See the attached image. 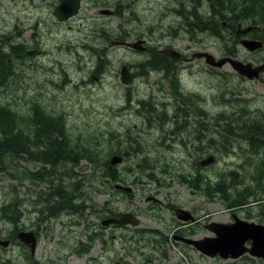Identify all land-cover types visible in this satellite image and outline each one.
<instances>
[{"label": "rangeland", "instance_id": "374dc122", "mask_svg": "<svg viewBox=\"0 0 264 264\" xmlns=\"http://www.w3.org/2000/svg\"><path fill=\"white\" fill-rule=\"evenodd\" d=\"M117 1L120 4H117ZM175 1L177 0H82L77 15L66 21H59L53 14L58 0H0V51L5 53L13 46L23 49V54L16 60L18 75L7 82V87L0 88V102L9 103L22 112L36 101L51 113L63 114L69 139L72 141L73 137H80L87 147L97 148L102 163L108 167L109 172L115 174L106 178L103 189H110L114 193V184H123L127 187L135 184L134 191L140 195L136 197L133 209L141 208L142 211L148 212L146 216L140 215L142 220L139 227L154 230L143 238L149 241L145 240L148 247L142 246V241L138 245L133 244L131 241L133 238L128 235L131 232L126 230L121 240L119 231L114 232L118 237L112 236L111 233L105 235L108 248L102 250L100 241L96 240L90 245L87 253L81 254L77 247L88 238L84 232L85 221L81 217L65 214L53 221V225L49 223L43 225L49 237L41 236V242L34 255L43 264H264L263 259L249 255L239 259H223L219 255L207 256L193 245L175 238L176 235L198 239L214 236L206 224L212 221L232 222L234 213L247 221L264 223L257 217L248 216V205L239 208L229 207L226 201L223 202L217 197L211 198L195 186L197 183L203 185L201 175L215 182L223 172L230 170L242 173V175L231 173L234 180L239 181L243 177L249 180L250 172L257 168L254 166L264 162V147L261 144L250 147L240 139H235V142L229 144L231 137L222 132V127L231 120H247L251 124L253 119H264V74L262 79L241 78L228 65L219 70L222 74L219 73L216 77L219 71L213 68V71H210L209 65L201 59H197L195 67L192 68L183 69L172 63L167 72L170 80H177L179 83L180 88L175 89L168 79L160 80L163 72H153L146 77L148 75L146 71L151 67V58H147L149 54L146 51L114 45L116 41L121 40L119 36L124 35L129 36V40L132 41L145 39L150 47L159 52L158 54L161 49L170 48L185 54L209 51L220 56L222 53L226 54L224 48H232L225 47L224 43L228 44L231 36L228 30L225 32L210 28L202 30L198 26L200 31L197 28L195 35L189 38L188 30L177 27L180 19L171 14V9L177 6ZM197 5L200 8V16L204 18L209 16L206 19L211 20L213 26L219 17L213 16L214 10L224 15L223 18L230 17L226 5L215 6L207 0H197ZM179 7L186 8L184 5ZM209 7H212V10ZM105 10L113 13L103 12ZM187 16L195 18L192 16V9H189ZM222 24L226 26L229 23L223 20ZM171 27L177 29L174 35L170 32ZM85 46L95 48L104 46V50L97 49L100 55L109 56L111 62L103 76L98 77L95 75L96 72H92L97 56H93ZM239 48L240 58H247L246 50ZM31 49L42 50V53L35 57L24 56V52ZM255 57L261 58L262 53L257 51ZM125 63L129 65L130 72H142L138 77L137 74H133L136 79L130 85H124L121 81L120 68ZM154 68L159 67L157 65ZM103 73L100 71L99 74ZM223 75L226 77L219 78ZM159 81L165 86V90L159 89ZM227 90L232 94L227 93ZM190 93L200 95L202 107L210 115L217 116L223 113L222 121L217 128L212 126L213 130L207 136H214L217 143L207 145L202 152L193 142L184 145L181 142L167 140L173 136H167L164 142L162 137V127L165 131H170L187 121L186 116L180 114V111L183 109L182 104L186 107L185 98ZM174 95L181 97L182 101L176 102ZM143 97L152 101L149 106L138 104L139 99ZM196 102L197 98L194 97L195 107L191 110L188 107L186 109L199 117L200 111L196 108L198 103ZM174 104L179 111L177 114L173 108ZM239 108L241 109L235 112ZM232 113L234 114L230 116ZM175 115L178 118L176 123L173 122ZM214 117H210L211 123H214ZM169 119L171 121L168 123ZM154 120L159 121L162 127L159 124L153 125ZM115 131L139 135L144 149L151 150L153 168L141 170L144 163L140 162L138 165V156L131 151V159L117 167L123 171L125 165L129 164L135 167L134 171L137 174L120 172L123 180L127 181L120 182L117 171L109 164L112 147L119 148L114 141L116 136L112 134ZM179 136L186 139V134ZM221 142L229 145L224 146ZM126 144L127 142L123 145ZM179 146L183 147L182 151L176 149ZM209 154L218 156L214 164L208 167L192 164L193 161ZM21 165L35 171L40 164L22 160ZM101 166L102 164L98 166L97 171L100 172ZM73 170L81 178H88L91 170L93 171L92 163L89 159L82 158ZM195 176H198V182ZM131 181L135 183L132 184ZM28 182L19 184L9 177H0V202L6 201L16 191L20 198L26 197L31 191ZM65 184L69 186L71 181L67 178ZM238 186L244 189L241 184ZM45 188L44 184H39L40 191ZM84 191L87 206L84 214L86 213V217L92 221L90 225L93 228L98 227L99 217L93 216L90 204L93 208L99 209L107 199L103 193L97 194L93 191L87 182ZM32 199L35 197L32 196ZM170 205L189 210L195 220L179 219L176 216V208L171 209ZM115 208L123 210L129 206L117 202ZM125 211L129 210L123 212ZM137 213L139 214V211ZM36 216V212L30 215L31 218ZM136 217L140 218L138 215ZM72 219L78 221V224H72ZM185 222L195 223L184 226ZM130 228L136 229L132 225ZM63 239L65 242L61 243ZM10 260V264L26 263L18 244L0 251V261Z\"/></svg>", "mask_w": 264, "mask_h": 264}, {"label": "trees", "instance_id": "16d2710c", "mask_svg": "<svg viewBox=\"0 0 264 264\" xmlns=\"http://www.w3.org/2000/svg\"><path fill=\"white\" fill-rule=\"evenodd\" d=\"M207 1H211L215 6L225 7L226 5L229 8L227 11L230 17L228 18H223L224 15L214 10L213 16H219L214 26L211 20L206 19L209 16L204 18L201 15L199 19V27L202 30L210 28L218 32H225L226 30L230 32L231 36L228 44L224 42L226 47H232L229 49L224 48L227 51V55L238 58L241 56L238 42L242 39V36L237 33L239 21L249 20L251 24H261V28L253 30L251 34L253 38L264 40V0ZM183 2L187 3L188 6H190V4L193 6L197 5V0H185ZM116 3L120 4L119 1ZM179 5H182V3ZM215 6L213 8H215ZM127 8H129V5H127ZM187 15H189V12L186 13V16ZM190 18L191 16H187L186 22L182 26L183 29L190 31L192 25ZM223 20H227L229 24L226 26L223 25ZM218 35L222 36L221 34ZM232 36L233 38L231 39ZM119 37L121 40H128L124 35H120ZM109 38L110 37H108V39ZM97 48L104 50V46ZM97 48L92 46L86 47L93 56H97L95 68L92 72H96L95 75L101 77L108 71L111 60L109 56L104 54L100 55V51ZM154 50L155 49L152 47V54H156V58H159L163 62L162 66L165 69L166 77L170 79L169 72H167L170 66H167V64L171 59L160 58L159 52L155 50L154 53ZM21 54H23V49L16 46H13L11 50H7L5 53L0 51V88L7 87V82L18 75L16 60ZM263 58L262 56L257 61L262 62L264 61ZM100 71L104 73L99 74ZM139 74L140 72L138 71L137 75ZM223 77L226 76L219 78ZM170 82L175 89L179 87L177 80H170ZM228 92L230 91L227 90V93ZM230 94H232V92H230ZM240 100L243 101L245 99ZM140 103L144 106H149L148 104H150L148 100L143 98L139 99L138 104ZM203 113L204 118H206L207 113L205 111H203ZM216 118L217 116L215 119ZM63 120V114H51V112L47 111L36 101L30 104L29 109L25 111L22 110V112L12 105L10 106L9 103L0 102V177H9L20 184L28 178L32 179L34 182L44 184L46 188L40 192V201L36 205L43 206L42 213L45 214L47 211L46 209H49V213L58 219L61 214H64L62 211L64 209H69L73 213L83 211L82 205L77 204V197H82L84 199L85 182H87L97 194H105L107 190L106 188L103 189V187L106 178L115 175L108 171V167L104 165V162L102 163L98 149L87 147L80 137H73L72 141L69 139L67 136V127ZM221 121L222 118L220 119V122ZM156 123L157 121L154 120L153 124L155 125ZM214 125L216 126L215 121ZM203 126L206 128L205 122ZM222 132L231 137L229 144L235 140V136L239 135L241 136L240 141L244 140V136H249L252 140H261V146H264V123L254 119L251 124L243 121L239 122V120H231L222 127ZM112 134L116 135L117 133L115 131ZM128 137H130V134H128ZM213 142L217 143L214 136L204 137L202 141L203 148L207 145H211ZM132 144L135 145L132 150L135 152H143L142 148L144 144L140 139L132 141ZM221 144L224 146L229 145L222 142ZM136 154L140 157L138 162L144 163L141 165V170L153 168L151 165L153 161L150 157L151 155H147L146 153ZM144 157L145 160H143ZM82 158H87L89 162L92 163L93 171L90 172L88 178H81L72 168L77 166ZM25 159L40 163V168L35 171L28 169L26 166L22 168L21 162ZM146 163H148V165ZM48 164L51 166H48ZM101 164L102 166L99 172L97 168ZM254 167L257 168L250 172L249 180H245L244 177L239 181L234 180L231 173L235 175H242V173L236 170H230L220 175L219 180H216L217 184L215 187H212L209 178L206 177L202 178L203 185L200 183L197 185L202 188V191H204L206 195L210 197L218 196L219 199L226 201L229 207L239 208L248 205V216L257 217L258 220L264 222V162L256 164ZM67 178L71 181L69 186L65 184V179ZM238 184H241L244 189L242 190V188L240 189L237 187ZM214 190H217V192L213 193ZM16 192L14 195H10L6 201L0 202V219H10L15 224L20 221L23 214L21 210L22 198H20L18 192ZM90 199L92 200L93 196H91ZM113 199H115V196H113ZM250 200L251 202H258L260 205L252 206L254 204H251ZM108 202L109 200H107L106 203ZM253 207L257 209L253 210ZM132 238L131 241L134 244L138 245V243L142 241L143 243H141V245L144 247L146 246V241L149 242L146 238V241L143 239L144 236L137 235ZM91 244L93 245V242ZM83 250L87 252L90 248L87 246Z\"/></svg>", "mask_w": 264, "mask_h": 264}, {"label": "flooded vegetation", "instance_id": "af4514ba", "mask_svg": "<svg viewBox=\"0 0 264 264\" xmlns=\"http://www.w3.org/2000/svg\"><path fill=\"white\" fill-rule=\"evenodd\" d=\"M183 1H185V0H182V1L177 0V1H175V2H177V6L173 7L171 9V14L177 16L180 19V21L177 24V27L183 30L182 26H183V24H185L186 19H187L186 13L189 12V9L190 10L192 9V15H195V18H193V19L190 18L191 22H192V25H191L190 31L188 30L189 33H190V37L189 38H192L195 35L196 30H197V28L199 26V19L201 17L200 16V8L198 7V5L193 6V5L190 4V6H188V4L184 3ZM58 3H59V0H58ZM180 3H182V5H184L186 8L179 7ZM209 9L212 10L211 7H209ZM53 14H54V10H53ZM240 24H241L242 28H246L247 26H250V25L256 26L255 29L261 28V24H258V25L251 24V23H249V20L239 21L238 25H237L238 28H239ZM238 28H237V30H238ZM171 29H172V31H170V32L171 33L173 32V35H174V32H176L177 29L174 28V27H171ZM255 29H253V30H255ZM251 32L248 34L249 38H253ZM125 38H129V36H125ZM232 38H233V36L231 37V39ZM253 39H256V38H253ZM257 40H261V39H257ZM240 41L241 40H239V42H238L239 43L238 47H241V45H240L241 42ZM262 41L264 42V40H262ZM146 47H147V49L145 51L149 54L147 56H148V58H151V68L149 69L148 75L146 76V77H148L149 75H152L153 72L159 73V71L156 68H154V67L157 66V65H158V67H160L161 65H163V62L159 58H156V54H154V55L152 54V47L149 46L148 42L146 43ZM171 50L172 49L168 48L169 52ZM257 51L261 52L262 56L264 57V46H263V48L261 50H257ZM257 51H254V52L246 51L247 52V58H238V57L231 56V55H229V56H231L232 58H238V59L244 60L246 62H252L255 65L264 64V61H262V62H258L257 61L258 59H260L259 57H255V54L257 53ZM200 52H204V51H200ZM197 53H199V52L185 54V53H182V52L178 51L177 52V56L174 58L171 55V53H168L166 51V49H161L159 57L162 58V59H171L169 61V63L167 64V66H170L172 63H174L175 65H178V66H180V67H182L184 69V68L195 67L194 64H195V62H197V59H201V60H203L205 62V58L204 57H198ZM224 55H227V52H226V54L222 53V55H220L219 57L224 56ZM239 57H241V56H239ZM228 65L229 64H226L225 66H228ZM208 68H211V69H209L210 71L212 70V68L215 69L216 71L217 70L219 71V70L223 69V68L211 67L210 65L208 66ZM219 73H221V71H219L216 74V77L219 75ZM133 74L136 75L137 73L134 72ZM263 74H264V71L261 72V74L259 76V79H262ZM135 75H134V78L136 79ZM140 75H142L141 71H140V74L137 75V77L140 76ZM241 78H243V77H241ZM164 79H168L169 83L171 85L170 79L168 77H166V74L161 75V79L160 80H164ZM158 87H159V89L161 91L165 90V86L161 83V81H159ZM171 91H173V90L171 89ZM174 97L176 99V102L182 101L181 97H177L175 95H174ZM194 97L197 98V102H198L196 104L197 105L196 108L199 109V111L201 113L199 115V117L194 116L195 114L193 112L192 113L190 112V110L195 107V105L193 103V98ZM200 100H201L200 95H198L196 93H190V95L186 96V98H185L186 107H185V104H182V108L183 109H181L180 114H182V115L185 114V116L187 118V121L184 122V123H181V125L178 126V127L172 128V130H170V131H165L163 129V127L161 126V123L156 120L157 124H159V126L162 127V130H163L162 131L163 132L162 137L164 139V142L166 141L165 139H166L167 136H173L171 138H168L167 140L181 142L184 145H188L189 142H193L196 145V147H197V149L199 151H201V152L203 151L202 141H203L204 137H207L211 133L213 128H211V127L210 128H206V129L203 128V115H204L203 107H202L203 103H201ZM175 107H176V104L173 105V108H175ZM187 107L190 109L189 111L186 109ZM241 108H244V107H241ZM241 108H239V110ZM175 112H176V114L179 112L177 110V108H175ZM187 112H189V113L187 114ZM163 115L165 116V114H163ZM209 115L210 114L207 112V119H206L207 123H208ZM210 116L214 117L215 115H210ZM173 119H174V121H173L174 123H176L178 121V118L176 117V115L173 116ZM255 120L258 121V122L264 123V119H260V120L259 119H255ZM170 121L171 120L169 119L168 123ZM243 122L249 123V121H247V120L243 121ZM128 134H130V133L122 134V133L117 132V134L115 135L116 137H115L114 141L117 142V145H118L119 148L115 149L114 147H112L111 152H110V154H120V155H122L124 157V160L121 163H119V164H117V165L112 167V168H115V170L117 171V173H118V175H119V177L121 179L120 182H123V183L127 182V181L123 180V177H122L120 172L128 173L130 175L137 174L134 171L135 167H133V166H131L129 164L125 165V168H124L123 171L118 170V167H117L119 165H122L124 162H128L129 159H131V155H132L131 151L135 152L134 150H132V148L135 146L134 144H132V141L138 140V138L133 136V135H131V134H130V137H128ZM180 134H186V139H181L180 136H179ZM123 139H125V141H123ZM140 140H141V142H143L142 139H140ZM243 141H245L248 144V146H252V147H255L257 144H261L262 143L261 140H252L249 136H244V140ZM126 142H127V144L124 146L123 144H125ZM182 148L183 147L179 146L176 149H178L179 151H182ZM142 149H143V152H135L134 154L137 155L136 153H146L147 155L148 154L151 155V150L150 149H144V147ZM201 160L202 159H200V160L197 159L196 161H193L192 164L194 166L198 165V166L202 167ZM27 161L28 162H33V160H26V162ZM40 165H39V168H40ZM138 165H139V162H138ZM48 166H51V165L48 164ZM24 167H25V165H22V168H24ZM200 175L201 174L199 173V176ZM201 177L203 178L202 175H201ZM205 177L208 178L207 176H205ZM197 178H198V176H195L196 182H198V179H199V178L198 179ZM25 181H29L27 184L31 186V191L28 193V195L26 197H23L21 199L22 200L21 210H22L23 214H22V217L20 218V221L17 224H15L13 221L11 222L10 219H7V220L6 219H0V237L1 238H5L7 240H10V245L8 247H4V246L0 245V251L6 250L7 248H9L11 246L14 247L16 244H18L19 247L22 250V254H23L24 258L26 259V263L25 264H43L41 261L37 260L34 257V255L37 252V248H38V246H39V244L41 242V236L44 235V236L49 237V233L44 231L43 225L44 224H48V223H49V225H53V221H55L58 218L52 216V214L48 212L49 209H47L46 214L42 213V208L43 207L36 205L40 201V192L41 191L39 190V184H41V183L40 182H34L32 179H29V178L26 179ZM131 183L133 184L135 182L131 181ZM197 184H199V183H197ZM116 185L117 184H115V189H114L115 192L114 193H112V191L110 189H108L106 191V193L104 194L106 199L109 200V202L108 203H104L99 209L93 208L92 211H91L93 216H95V217L98 216L99 217L98 222H100V225L98 227L95 226V228H93L90 225V223L92 221H90L88 219V217H86V213L84 214V210H85V208L87 206H86V203H85L86 199H83L82 197H77V204L82 205V207L84 208V210L82 212H78V214H75V213L71 212V210H69V209L62 210L64 214H61V216L59 218H61L62 216H64L66 214V215H69V216H72V217H76V216L77 217H81L85 221V228L86 229H85L84 232L87 233V237L88 238H87L85 243L80 244V246L77 247V251L79 253H81V254L87 253L88 251L86 252L83 249L85 247H87L88 245H89L88 247L90 248L91 243L93 242V244H94V242L96 240L100 241V246H101L102 250H104L106 247L108 248V246L106 245L105 235H108V234L111 233V235L114 236V235H116V234H114V232H117V231L120 232V236H119L120 240L122 239L123 232L126 231V230L131 232L130 234H128V235H131V237L137 236V235L145 236L146 233L148 234V233L154 232V230L152 228L139 227L141 225V220H142L140 215L146 216L148 212H147V210L142 211L141 208L133 209L134 201H135L136 197L140 195L138 193H135V191H134L133 185H135V184L128 186L131 189H127L126 188L127 186H124L123 184H122V186H123L122 188H117ZM211 185L213 187H215L216 183L215 182H211ZM197 187L200 188L199 185H197ZM32 196H34L35 199H32ZM113 196H115V199H113ZM211 198H214V197H211ZM114 202H116V203L117 202H123L125 204V206H129V208L123 209V210L116 209L114 207ZM254 205H257V204H254ZM170 208L171 209L172 208L175 209L176 206L174 207V205H170ZM124 210L132 211V212H134V214H136V215H138L140 217V224L132 225L136 229L130 228V224L129 225H121V226L119 224L104 225V223H103L104 220L108 219L109 217L110 218L121 217V214L124 213L123 212ZM138 211H139V214L137 213ZM33 212H36L37 216L34 217V218H31L30 215ZM71 222H72V224H78V221H76L75 219H72ZM195 222H197V220ZM195 222H185L186 224L184 226L193 224ZM7 226H9L10 229H8ZM179 226H180V223H179ZM128 228H130V229H128ZM159 230H161V229H159ZM22 231H24V232H34V234L36 236V239H37L36 250H35L34 253L32 251V248L28 244L22 242L18 238L19 232H22ZM90 232H92V233H90ZM91 236H92V238H91ZM116 236L118 237V235H116ZM61 241H62L61 243L65 242L64 239L61 240ZM123 244L126 246L125 243H123ZM145 247H148V246L146 245ZM10 262H11V260L10 261H0V264H10ZM47 264H51V263H47ZM87 264H90V263H87Z\"/></svg>", "mask_w": 264, "mask_h": 264}, {"label": "water", "instance_id": "95a60500", "mask_svg": "<svg viewBox=\"0 0 264 264\" xmlns=\"http://www.w3.org/2000/svg\"><path fill=\"white\" fill-rule=\"evenodd\" d=\"M82 0H59L58 5L54 9V15L58 17L59 21H66L71 17L77 15L80 12ZM105 13H113V11L105 10ZM256 26L250 25L246 28H242L241 24L237 30L239 35H242L241 44L249 51L254 52L263 47V41L253 38H249L248 34L255 29ZM147 41L145 39L137 40H119L114 45L124 46L137 51H145ZM168 53L175 58L178 50L172 49ZM42 53V50H26L25 56L35 57ZM198 57H204L205 62L211 67L223 68L226 64H229L240 75L249 79L258 78L260 73L264 71V64L254 66L252 62H245L240 59H234L231 56L217 57L215 54L204 51L197 53ZM164 69V67H163ZM165 70V69H164ZM121 81L124 85H130L134 82L135 78L132 72L129 70L128 64H123L120 68ZM151 103L152 101L149 100ZM124 160V157L120 154H113L110 157V167H113ZM216 162L215 155H209L201 160L203 167H208ZM117 188H122V184H117ZM131 189L130 187H126ZM176 216L183 221H194L195 217L189 210L184 208L175 209ZM234 220L232 222H215L212 221L206 224V227L210 229L215 235L204 237L202 239L189 238L185 236L176 235L175 238L180 239L187 244L193 245L202 254L215 257L218 256L223 259H239L244 254H250L252 256L260 257L264 260V224L247 221L241 218L238 214L233 215ZM104 225L119 224V225H138L140 224V218L132 212H125L121 217L108 218L103 221ZM18 238L28 244L33 253L36 250V236L34 232H19ZM251 240L250 246L247 242ZM0 245L8 247L10 240L0 237Z\"/></svg>", "mask_w": 264, "mask_h": 264}, {"label": "bare ground", "instance_id": "6f19581e", "mask_svg": "<svg viewBox=\"0 0 264 264\" xmlns=\"http://www.w3.org/2000/svg\"><path fill=\"white\" fill-rule=\"evenodd\" d=\"M261 31V30H260ZM263 31V30H262ZM264 37V36H263ZM221 38V37H220ZM224 38V37H223ZM264 39V38H263ZM224 40V39H223ZM222 40V41H223ZM262 40V39H261ZM226 47V46H225ZM228 50V49H227ZM231 51V50H230ZM226 52V51H225ZM109 53V52H108ZM233 55V54H232ZM256 55V54H255ZM254 56V55H253ZM148 58V57H147ZM264 59V58H263ZM256 61V60H255ZM177 67V66H176ZM151 68V67H150ZM177 69V68H176ZM212 71V70H211ZM148 72V71H146ZM227 73V72H226ZM96 74V73H95ZM178 74V73H177ZM222 74V73H221ZM225 75V74H224ZM223 75V76H224ZM178 76V75H176ZM184 103V102H183ZM197 103V102H196ZM243 103V102H242ZM141 104V103H140ZM191 104V103H190ZM235 104V103H234ZM178 105V104H177ZM238 106V105H237ZM233 107V106H232ZM236 110V109H235ZM193 112V111H192ZM225 112V111H224ZM60 113V112H59ZM52 114V113H51ZM201 114V113H200ZM185 115V114H184ZM64 116V115H63ZM233 118V117H232ZM260 118V117H259ZM64 121V120H63ZM71 140V139H70ZM74 146V145H73ZM90 146V145H89ZM143 147V146H142ZM251 147V146H250ZM116 148V147H115ZM141 148V147H140ZM246 148V147H245ZM248 148V147H247ZM97 149V148H96ZM85 151V150H84ZM257 151V150H256ZM135 153V152H134ZM73 168V167H72ZM45 175V174H44ZM31 176V175H30ZM46 177V176H45ZM31 178V177H30ZM36 178V177H35ZM45 179V178H44ZM20 184V183H19ZM194 185V184H193ZM213 187V186H212ZM202 189V188H201ZM205 190V188H204ZM212 192V191H211ZM17 193V192H16ZM34 194V193H33ZM212 196V195H211ZM228 201V200H227ZM22 204V203H21ZM43 205V204H42ZM45 206V205H44ZM43 207V206H42ZM47 210V209H46ZM49 212V211H48ZM59 212V211H58ZM122 215V214H121ZM153 215V214H152ZM159 215V214H158ZM158 220V219H157ZM12 222V221H11ZM171 225V224H170ZM121 226V225H120ZM145 231V230H144ZM140 232V231H139ZM147 234V233H146ZM158 234V233H157ZM151 235V234H150ZM96 236V235H95ZM140 236V235H139ZM142 236V235H141ZM156 236V235H155ZM151 237V236H150ZM100 238V237H99ZM89 246V245H88Z\"/></svg>", "mask_w": 264, "mask_h": 264}]
</instances>
